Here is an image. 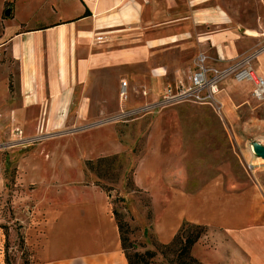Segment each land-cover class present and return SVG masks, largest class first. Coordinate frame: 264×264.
Here are the masks:
<instances>
[{
    "label": "crops",
    "instance_id": "crops-1",
    "mask_svg": "<svg viewBox=\"0 0 264 264\" xmlns=\"http://www.w3.org/2000/svg\"><path fill=\"white\" fill-rule=\"evenodd\" d=\"M8 2L12 14L4 18ZM216 2L0 0V199L10 165L17 168V186L29 187L23 163L34 146L78 133L81 123L90 124L84 130L96 128L117 106L157 105L169 87L186 84L200 56L218 69L257 58L264 78V33L239 32ZM123 82L129 96L121 107L113 95L121 94ZM38 154L49 158L44 149ZM135 183L146 188L136 175ZM30 187L27 242L34 264H129L106 193L81 186L70 196L59 191L36 200L38 185ZM166 197L164 205L153 202L160 244L172 243L190 223L210 229L216 243L195 249L203 264H264L258 187L230 191L216 178L195 193L176 189Z\"/></svg>",
    "mask_w": 264,
    "mask_h": 264
},
{
    "label": "rangeland",
    "instance_id": "rangeland-1",
    "mask_svg": "<svg viewBox=\"0 0 264 264\" xmlns=\"http://www.w3.org/2000/svg\"><path fill=\"white\" fill-rule=\"evenodd\" d=\"M216 4L239 32L248 31L249 36L264 33V0H217ZM256 61H252L255 72ZM243 85L248 84L235 82L233 76L224 80L219 103L213 107L193 102L165 105L161 104L164 96L153 107L144 102L123 109L117 106L111 118L99 119L96 128L84 130L90 124L81 123L75 127L78 133L34 146L23 163L29 187L17 186L15 165L5 172V196L0 199V264H34L27 242L31 225L27 198L33 183L38 185L32 195L36 200L59 191L70 196L81 186H95L106 193L113 214L126 226L127 254L154 252V264H190V257L203 264L194 251L201 245L216 246L211 230L201 231V239L188 256L180 254V245L163 249L153 231V202L163 199L164 205L170 191L195 193L216 178H222L230 191L258 187L264 193V160L251 148L254 143L264 146V101L253 97L252 85ZM133 94L139 101L140 96ZM128 96L113 95L121 107ZM137 108L141 110L129 112ZM41 149L48 159L38 154ZM56 149L60 150L58 156L52 152ZM57 157L56 167H50ZM101 159L114 161L100 165ZM88 161L99 169L89 172ZM135 175L147 190L136 185Z\"/></svg>",
    "mask_w": 264,
    "mask_h": 264
},
{
    "label": "built area",
    "instance_id": "built-area-1",
    "mask_svg": "<svg viewBox=\"0 0 264 264\" xmlns=\"http://www.w3.org/2000/svg\"><path fill=\"white\" fill-rule=\"evenodd\" d=\"M98 38V41H101ZM252 59L245 60L224 70L211 66L206 56H200L195 72L190 79L189 86L181 83L176 87H169L161 104L193 102L204 106H217L221 94L220 85L224 80L234 77L239 84L253 86V97L257 101H264V78L255 72ZM127 83H122V98L127 97Z\"/></svg>",
    "mask_w": 264,
    "mask_h": 264
},
{
    "label": "trees",
    "instance_id": "trees-1",
    "mask_svg": "<svg viewBox=\"0 0 264 264\" xmlns=\"http://www.w3.org/2000/svg\"><path fill=\"white\" fill-rule=\"evenodd\" d=\"M12 9H13V3H9V2L6 3L5 10H4V18L10 17V15L12 14L11 13ZM113 161L114 160L101 159L98 164L100 163H102V165L104 163L112 164ZM86 168L89 172H92V173L96 172V170L99 169V168H96L95 164L92 161L86 162ZM114 217L119 227L122 247H123V251L125 253L128 263L129 264H154V263H151V261L156 257V254L154 252H146L143 255L139 253H134L132 255L126 253V246L129 242L126 236L127 234V231L125 230L126 226L122 225L117 220L116 215H114ZM206 229L208 228L204 226L184 223L172 243H170L169 245H162V244L161 245L163 249H172L180 245V251H181L180 254H184L188 256L193 246H195V244H197L199 240L201 239V231L206 230ZM193 230L195 232H192ZM183 239H184V244L182 243ZM189 262L190 264H202V263H199L197 260L193 259L192 257L189 258Z\"/></svg>",
    "mask_w": 264,
    "mask_h": 264
},
{
    "label": "water",
    "instance_id": "water-1",
    "mask_svg": "<svg viewBox=\"0 0 264 264\" xmlns=\"http://www.w3.org/2000/svg\"><path fill=\"white\" fill-rule=\"evenodd\" d=\"M253 148V153L255 154L256 157H258L259 159L264 160V146H262L259 143H254L252 145Z\"/></svg>",
    "mask_w": 264,
    "mask_h": 264
},
{
    "label": "bare ground",
    "instance_id": "bare-ground-1",
    "mask_svg": "<svg viewBox=\"0 0 264 264\" xmlns=\"http://www.w3.org/2000/svg\"><path fill=\"white\" fill-rule=\"evenodd\" d=\"M252 148V147H251ZM252 152H253V148H252Z\"/></svg>",
    "mask_w": 264,
    "mask_h": 264
}]
</instances>
